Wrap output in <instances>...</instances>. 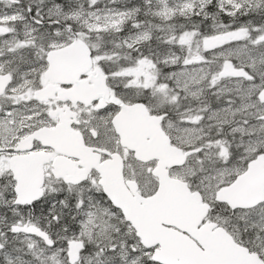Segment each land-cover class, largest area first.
Wrapping results in <instances>:
<instances>
[{"label":"snow or ice","instance_id":"1","mask_svg":"<svg viewBox=\"0 0 264 264\" xmlns=\"http://www.w3.org/2000/svg\"><path fill=\"white\" fill-rule=\"evenodd\" d=\"M0 264H264V0H0Z\"/></svg>","mask_w":264,"mask_h":264}]
</instances>
